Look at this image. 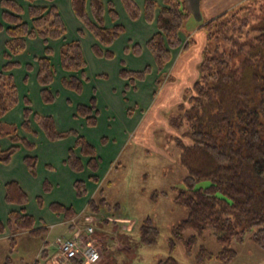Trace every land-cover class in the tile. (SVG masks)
I'll return each mask as SVG.
<instances>
[{
  "label": "trees",
  "instance_id": "1",
  "mask_svg": "<svg viewBox=\"0 0 264 264\" xmlns=\"http://www.w3.org/2000/svg\"><path fill=\"white\" fill-rule=\"evenodd\" d=\"M43 1L48 3L46 7L34 4L35 0H0V33L4 32L8 38L4 53L7 63L0 68V139L8 138L11 142L7 150L0 148V164L8 165L20 147L29 152L34 150L33 142L20 138L17 129L35 136L31 128L35 124L49 142L70 137L75 139L74 146L68 149L65 165L74 174L89 171L91 175L88 180L98 184L100 161L97 150L76 130L59 132L54 117L37 115L27 99L24 101L20 126L4 124L1 120L19 102L17 85L10 71L20 67L12 60L26 51L28 39L38 38L44 44V56L34 60L41 101L45 105L55 101V95L49 91L54 72L50 60L52 49L48 47V41L63 38L65 26L53 5L55 0ZM21 2L29 4L26 10L29 23L22 19L24 8ZM69 2L75 18L98 43L93 53L99 58L113 59L110 51L102 52L100 47L110 48L124 32L119 25L112 29L104 27L105 15L113 23L117 20L114 5H105L101 0ZM121 4L131 21L142 18L146 23L156 25L157 32L145 43V47L153 56L159 74L156 80L158 88L164 81L163 71L171 60V51L182 45L179 34L190 13L184 6V0H162L161 5L146 0L141 10L133 0H121ZM198 31L203 32L204 36L198 79L188 90L190 94L186 106L178 108L181 114L173 119L176 128L183 123L186 126V130L176 138V146L180 148V164L187 175L183 179V188L177 190L173 202L185 208L187 217L172 227L169 255L160 259L158 264H179L172 256L177 241L184 242L186 254L190 257L192 247L204 238L207 229H211L221 250L214 257L200 245L194 258L195 264H205L212 259L229 264L236 257L229 243L244 242L245 234L251 230L254 231L250 241L264 251V0H246L208 21ZM78 36L82 37L81 31H78ZM192 42L188 41L185 46H191ZM141 50V46L130 42L125 52L137 57ZM59 60L63 71L82 74L85 60L80 42L63 45ZM26 70L31 71V66L26 65ZM150 73V67L140 72L122 68L119 77L133 86L135 82L144 81ZM82 79L72 76L62 79L61 83L66 90L80 95L86 81L83 76ZM129 112L127 114L131 116ZM74 116L82 119L86 126L95 128L98 116L94 96L87 105H77ZM106 143L107 139L102 138L101 144ZM23 163L29 175L35 177L36 157L27 156ZM203 181H207L208 185L197 187ZM42 187L45 193L52 189L46 181ZM4 188L6 204L19 206L21 210L11 211L6 224L0 222V234L7 230L13 237L27 232L43 238L45 232L35 228L34 219L22 208L28 203L22 189L15 182H8ZM73 188L75 197H87L83 181L74 182ZM37 203L42 207L41 198H37ZM86 208L88 214H98L103 210L111 217L120 211L118 204L111 206L107 203L101 189L89 199ZM49 209L54 215L62 216L65 222L76 216L72 208H65L59 203L51 204ZM109 221L102 219L103 224ZM139 228L142 245L148 247L157 243L158 231L150 218L144 220ZM186 231L194 234L183 238L182 233ZM13 237L10 238L11 245L15 241Z\"/></svg>",
  "mask_w": 264,
  "mask_h": 264
},
{
  "label": "crops",
  "instance_id": "2",
  "mask_svg": "<svg viewBox=\"0 0 264 264\" xmlns=\"http://www.w3.org/2000/svg\"><path fill=\"white\" fill-rule=\"evenodd\" d=\"M101 1L105 5L112 3L118 16L116 22L113 23L109 16L105 15L104 27L112 29L119 25L124 29L122 35L117 38L110 48L100 47L102 52L108 50L112 53L113 59L111 60L99 58L93 53V48L98 43L75 18L69 0H55L53 2L65 26V34L59 40L48 41V47L52 49L50 60L54 72V78L49 87V91L55 95V101L51 105L42 103L41 87L36 83L37 64L34 60L44 56L43 42L38 38L36 40L28 39L26 41V51L22 55L14 56L12 60V62H17L20 65V67L10 71L14 78V83L17 85L19 102L13 110L1 119L2 122L20 126L22 112L25 108L24 101L27 99L34 113L54 117L55 126L59 132L76 130L97 150V156L100 161L97 171L99 183L93 184L88 180L91 175L89 171L85 170L82 173L74 174L64 163L68 149L74 146L75 139L70 137L63 141L49 142L35 124L31 125L35 136L27 135L20 128L17 129L19 137L33 142L35 148L29 152L20 147L8 165L0 164V222L6 224L11 211L21 210L19 206L7 205L4 200L5 184L15 182L28 199V203L22 208L34 219L35 228L45 232L42 239L43 245L34 255V264H38L40 259L42 264H46V258L52 256L56 251L55 241L57 238L68 239L72 235V231L68 227L66 228V222L62 219V216L54 215L49 206L59 203L65 208H72L76 213L75 217L88 214L87 202L90 198L95 197L102 179L110 174L113 168L121 162L125 151H136L142 145L141 143L144 142V139L150 137L154 131L151 130L150 126L154 129V126L157 123H161L165 118L168 120L167 123L169 122L178 104L183 102L185 93L190 88L189 84L191 82L194 83L198 79V72L196 74L195 71L198 70V63L201 59V46L204 43L203 33L198 30L208 21L217 18L224 12L230 11L245 0H184V6L189 11L190 16L179 34L182 46L171 51V60L165 66L163 72L165 75L164 81L158 88L156 87V80L159 78V74L154 65L153 56L149 54L145 47V43L157 32L156 25L148 24L142 18L137 21H131L126 11H124L121 0ZM133 1L141 10L146 0ZM153 1L159 5L162 2V0ZM20 4L24 8L22 19L29 23V18L26 16L29 4H23L22 2ZM34 4L43 7L48 5L43 0H35ZM78 31L82 32V37L78 36ZM190 40L193 41V45L186 48L183 47ZM7 41L8 38L5 33H0V68L7 63L4 59V53L6 52L5 43ZM72 41H79L82 48V56L85 60V68L82 74L67 73L60 66L59 54L61 47ZM130 42L141 46L140 56L136 57L130 52H125ZM26 65L31 66V71L26 70ZM145 67H150L151 73L144 81L135 82L133 86L119 77V72L122 68L128 71L140 72ZM194 72L195 76L192 74ZM72 76L80 80H83V76L86 79L80 95L66 90L61 83L62 79H69ZM25 79H27L26 83ZM93 96L97 104L98 119L96 127L90 128L74 114L77 105H87ZM127 111H130L131 116L127 114ZM150 118L152 120L149 122ZM102 138L107 139V143L104 145L101 144ZM10 146L11 142H9L8 138L0 139V148L3 151ZM129 154L133 158L132 154ZM27 156H34L37 159L35 177L29 175L26 165L23 163L24 158ZM77 180L85 183L86 198L75 197L73 183ZM45 181L52 187L49 193L43 192L42 185ZM37 198L42 199V207H39ZM116 216V218H120L118 214ZM118 220L122 221L121 218ZM57 226H64L62 228L63 231L59 234L53 232ZM115 229H119L118 233H115L111 240L104 239V241L114 243L117 240L121 229L120 227ZM98 233L96 231V236ZM17 235L18 239L27 237L23 239L31 240L36 237L27 232ZM12 236L13 234L6 230L3 234H0V241L6 242ZM96 240L100 241L98 237ZM124 241L128 245V241ZM113 243L110 246L114 247ZM99 245L101 246L99 251L101 253L103 249L102 242ZM125 251L126 253L122 252L125 256L120 254L121 252H117V250L114 253L122 255L121 257L125 260H128L129 256L131 258L134 257L130 247H127ZM108 260L101 253L98 263L105 264Z\"/></svg>",
  "mask_w": 264,
  "mask_h": 264
},
{
  "label": "rangeland",
  "instance_id": "3",
  "mask_svg": "<svg viewBox=\"0 0 264 264\" xmlns=\"http://www.w3.org/2000/svg\"><path fill=\"white\" fill-rule=\"evenodd\" d=\"M203 46L204 43L201 46V50ZM183 47L186 46L184 45ZM195 72L197 74L198 71ZM195 72L192 73L194 76ZM194 83L191 82L189 84L190 87ZM187 92L185 93L183 102L178 104L169 122L167 123L168 120L165 118L161 123H157L154 129L150 126L151 130H154L150 137L145 138L144 142L141 143L142 145L136 151H125L121 162L100 183L98 190H103L109 205L118 204L120 206V211L116 214L123 221L118 220L120 218H116L115 213L113 214L115 216L111 217L102 210L105 217L110 218L111 221L113 219L115 221H109L107 224H103L102 220L93 223L97 233L100 231L97 236L95 233V237H98L100 240H97L98 244L101 242L103 244L101 253L109 259L105 264H158L160 259H165L169 255L168 242L171 239V229L187 217L185 208L173 202L178 193L177 190L183 188V179L187 175L186 170L180 164V148L176 146V138L186 130V126L183 123L176 128L173 119L181 114V109L178 108L186 106L187 98L190 94ZM151 120L152 118H150L149 122ZM129 153L132 154L133 158ZM207 185L208 182L203 181L197 187L203 188ZM147 217L151 218L153 227L158 231L157 243L148 247L140 243L139 228ZM115 226L121 229L117 240L114 243H107L104 239L111 240L115 236V233H118L119 229H115ZM63 227L57 226L53 232L59 234L63 231ZM253 231L251 230L245 234L246 239L244 242L237 243L231 241L229 243V247L236 252L235 259L229 264H264V251H260L250 241ZM193 234L192 231H186L182 233V237L187 238ZM17 236H12L15 239L13 245H11V239H8L6 242L0 241V264L35 263L34 255L42 247V239L44 237L38 238L39 236H36L30 240L23 239L27 237L18 239ZM122 236L125 237H123L124 240L128 241V245H126ZM203 237L202 240H199L192 247L190 257L186 254L184 242L177 241L172 253L173 258L179 264H195L194 258L199 251L200 245L207 248L214 257L218 255L221 247L216 243L211 229H207ZM112 243L115 245L114 247L110 246ZM126 246L130 247L134 254V257L131 258L129 256L128 260L121 257L122 255L125 256L122 252L126 253ZM116 250L117 252H121L120 254L122 255L115 254L114 251ZM38 264H42L41 259L38 261ZM205 264L222 263L212 259L206 261Z\"/></svg>",
  "mask_w": 264,
  "mask_h": 264
},
{
  "label": "built area",
  "instance_id": "4",
  "mask_svg": "<svg viewBox=\"0 0 264 264\" xmlns=\"http://www.w3.org/2000/svg\"><path fill=\"white\" fill-rule=\"evenodd\" d=\"M103 218L110 220L102 211L69 219L66 225L72 231V235L68 239L57 238L56 251L46 258V264H97L101 253L93 223Z\"/></svg>",
  "mask_w": 264,
  "mask_h": 264
}]
</instances>
